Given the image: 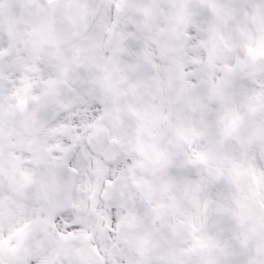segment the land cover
<instances>
[{
  "label": "snow or ice",
  "instance_id": "6c2138e0",
  "mask_svg": "<svg viewBox=\"0 0 264 264\" xmlns=\"http://www.w3.org/2000/svg\"><path fill=\"white\" fill-rule=\"evenodd\" d=\"M0 264H264V0H0Z\"/></svg>",
  "mask_w": 264,
  "mask_h": 264
}]
</instances>
